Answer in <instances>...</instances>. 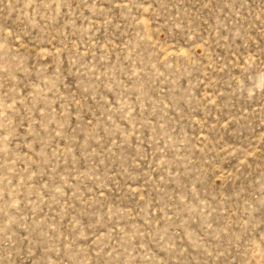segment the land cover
<instances>
[{
	"label": "rangeland",
	"instance_id": "obj_1",
	"mask_svg": "<svg viewBox=\"0 0 264 264\" xmlns=\"http://www.w3.org/2000/svg\"><path fill=\"white\" fill-rule=\"evenodd\" d=\"M0 264H264V0H0Z\"/></svg>",
	"mask_w": 264,
	"mask_h": 264
}]
</instances>
